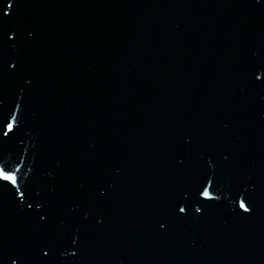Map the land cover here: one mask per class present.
I'll return each instance as SVG.
<instances>
[{
	"label": "water",
	"instance_id": "1",
	"mask_svg": "<svg viewBox=\"0 0 264 264\" xmlns=\"http://www.w3.org/2000/svg\"><path fill=\"white\" fill-rule=\"evenodd\" d=\"M0 264H264V0H0Z\"/></svg>",
	"mask_w": 264,
	"mask_h": 264
}]
</instances>
